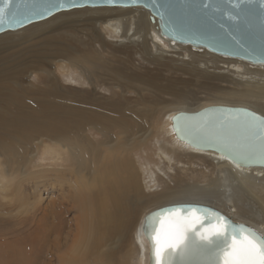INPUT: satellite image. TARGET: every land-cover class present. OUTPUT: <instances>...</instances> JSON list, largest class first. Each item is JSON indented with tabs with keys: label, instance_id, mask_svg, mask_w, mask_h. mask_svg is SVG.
Listing matches in <instances>:
<instances>
[{
	"label": "rangeland",
	"instance_id": "rangeland-1",
	"mask_svg": "<svg viewBox=\"0 0 264 264\" xmlns=\"http://www.w3.org/2000/svg\"><path fill=\"white\" fill-rule=\"evenodd\" d=\"M141 13L135 11L131 17L137 19ZM118 27L121 31L116 36L110 30L98 29L103 41H94L92 24L80 18L60 30L25 40L15 37L0 46V264H30L13 263V250L30 243L35 230L31 207H17L14 195L21 181L26 203L41 200L38 220L50 210L54 199L48 189L50 178L36 179L37 173L46 176L53 167L51 161L41 159L47 147L60 152L66 175L90 201L91 213L99 210L101 192L108 184L106 180L97 182V176L104 178L111 158L129 157L142 194L131 201L137 211L135 217H129L132 223L126 235L119 229L84 238L72 222L61 253L72 248L75 258L71 264H138L137 233L145 215L158 207L149 202L150 190L141 164L149 161L152 168L160 165L158 148H171L168 117L172 108L194 110L217 105L223 92L236 88L227 71L210 63L185 61L187 52L169 40L159 48L150 43L152 55L158 57L151 59L141 51L137 36L122 37L126 29ZM113 101L128 104L129 134L118 126L117 115L109 108ZM94 149L103 156L100 168V156ZM81 152L85 153L82 162ZM72 154H77L75 162L71 161ZM193 162L173 166L169 180L160 183L158 191L215 178L216 168L208 159ZM7 180L11 181L8 188ZM34 183H40L41 191L36 195ZM77 216L73 212L67 221ZM7 250L10 253L5 256L2 252ZM108 252L110 259L105 256ZM61 253L55 254L52 263L41 264H62Z\"/></svg>",
	"mask_w": 264,
	"mask_h": 264
},
{
	"label": "bare ground",
	"instance_id": "bare-ground-1",
	"mask_svg": "<svg viewBox=\"0 0 264 264\" xmlns=\"http://www.w3.org/2000/svg\"><path fill=\"white\" fill-rule=\"evenodd\" d=\"M135 11L142 12L137 19L131 17V14ZM150 17L149 11L141 8L75 9L58 13L47 20L28 25L15 32L0 34V46L10 43L15 37L23 40L29 39L39 34L60 30L66 23L84 18L85 22L92 24V39L94 41H103L101 32L98 29L110 30L116 36L119 34L118 31H121L118 27L121 25L122 28L126 29L124 33L121 32L122 37L123 35L137 36L141 51L151 59L157 60L158 57H154L151 53L150 43L152 42L159 48L164 46V40L167 41L168 39L160 35L157 21L154 23L149 22ZM175 44L179 46L180 51L187 52L185 61L191 59L198 64L210 63L232 75V81L235 82L236 88L223 92V96L221 95V99L219 98L220 100L217 102L218 104L216 103L217 105L245 107L264 116V65H256L238 58L217 55L206 49L194 48L191 45ZM214 101L216 102V100ZM127 105L113 101L109 103V108L113 109L117 115L118 126L123 129V132L129 134V108H127ZM189 109L188 107L172 108L173 112L168 117V135L172 139L171 148H158V155L156 156H158L160 165L157 164L152 168L149 161L141 164L145 184L147 189L150 190L148 196L151 200L148 199L149 202L158 207L173 203L209 205L223 212L233 221L252 227L264 237V167L248 168L235 165L218 153L200 151L181 143L173 134L171 117L177 111L196 112L200 108ZM173 146H177L178 149L173 148ZM94 151L97 156L101 155L98 150L94 149ZM83 152L79 154L81 162L85 158ZM76 157L77 154H72L71 161L75 162ZM41 159L43 161L49 160L53 165L46 176L44 175L46 173H37L39 177L36 178L38 180L43 177L50 178L48 189L54 197L50 201L52 207L49 211H45L42 218L38 220L39 215L42 213L40 195L39 198L37 197L39 201H34L30 203L31 205L26 203L20 191L21 181L17 183L18 193L14 195V200L17 207L21 206L25 209L31 207L30 219L35 230L33 229L34 233H32L30 243L25 244V246H16V249L13 250L12 255H16L13 263H52L55 254L58 256L61 249L67 244L65 242L70 235L72 222L76 223L78 234L84 238H94V235L101 236L102 233L105 234L107 231L115 233L119 229L126 235L132 223L129 224V217H135L137 211L131 201L136 196L141 197L142 194L136 182V170L129 157L115 156L111 158L108 162L109 169L103 174L104 178L97 176V182L105 183L106 180L108 183L101 192L103 200L97 213L90 212V201L81 196V188L77 182L66 175L62 166L61 154L55 147H47V152ZM194 159H208L216 168L215 178L204 176L207 179L202 184H196V182L188 185L180 184L158 191L159 184L167 183L169 180L173 173V166L181 167L185 163L194 165ZM102 161L103 156H100L98 168H100ZM10 183V180L6 181L7 188L11 185ZM34 185L33 192L36 195L41 191L40 183H34ZM87 203L89 204V210L87 209ZM73 212H76L78 216L68 222L67 217ZM137 234L136 240L139 242L138 251L140 253L138 264H148L149 247L142 234V226ZM8 250L2 253H6L5 256H7L10 253ZM61 255L59 260L62 264H71L75 258L72 248H69L66 253H61ZM105 256L108 259L112 257L109 252Z\"/></svg>",
	"mask_w": 264,
	"mask_h": 264
},
{
	"label": "water",
	"instance_id": "water-1",
	"mask_svg": "<svg viewBox=\"0 0 264 264\" xmlns=\"http://www.w3.org/2000/svg\"><path fill=\"white\" fill-rule=\"evenodd\" d=\"M12 0L10 12L15 20L0 23V34L15 32L28 25L41 22L66 11L82 8H143L151 14V22H158L160 35L171 42L206 49L211 53L238 58L256 65H264V0ZM2 6V5H0ZM245 108L213 105L196 112L179 111L171 117L175 137L188 147L222 155L242 167H264L258 158L242 159L224 149L216 137H227L246 144L247 133L242 127H233L237 118L242 122ZM256 144L259 141H255ZM182 208L180 212H170ZM189 208L199 211L189 212ZM165 211L159 222L150 226L153 214ZM217 216L237 227H246L262 236L252 227L237 223L218 209L201 203H173L157 207L147 213L142 223V234L149 247L148 264H163L165 259L164 235L170 236L184 228L189 239L200 243V235H209L217 226ZM155 236V239H153ZM154 246L158 255L154 256ZM172 264H180L172 257ZM192 260L198 256L190 257Z\"/></svg>",
	"mask_w": 264,
	"mask_h": 264
},
{
	"label": "snow or ice",
	"instance_id": "snow-or-ice-1",
	"mask_svg": "<svg viewBox=\"0 0 264 264\" xmlns=\"http://www.w3.org/2000/svg\"><path fill=\"white\" fill-rule=\"evenodd\" d=\"M250 2V0H246ZM12 0H0V23L6 19L10 22L15 20V13L10 12ZM239 7L238 3L235 5ZM245 119L233 127H242L247 133L246 144L233 141L227 137H216L222 143L225 150L235 153L242 159L258 158L264 162V117L253 112L244 111ZM259 141L258 144L255 141ZM170 212L183 211L182 208H174ZM189 212H196L199 209L189 208ZM168 214L161 211L153 214L149 218L150 226L159 222V217ZM218 226L209 234L200 235V243L195 244L193 239H189L188 229L177 231L173 235L165 234V259L163 264H172V257L180 258V264H264V237L246 228L230 225L223 221V217L217 216ZM155 239V236H153ZM153 255H158V250L154 246ZM198 256L199 259L192 260L190 257Z\"/></svg>",
	"mask_w": 264,
	"mask_h": 264
}]
</instances>
